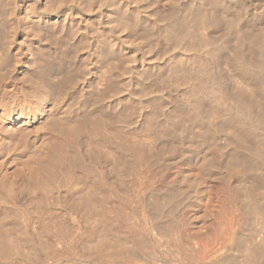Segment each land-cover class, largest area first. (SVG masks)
I'll use <instances>...</instances> for the list:
<instances>
[{
  "label": "rangeland",
  "instance_id": "obj_1",
  "mask_svg": "<svg viewBox=\"0 0 264 264\" xmlns=\"http://www.w3.org/2000/svg\"><path fill=\"white\" fill-rule=\"evenodd\" d=\"M7 1H9V3ZM0 5H1L0 7V36H2L0 37V51H1L0 56L2 58V55L4 53L3 56L5 60L4 61L3 59L0 58L4 62V63L2 62L3 64H0V72H4V73H0V76H1L0 81L4 80L0 82V129H1V133H0L1 134L0 135V179H1L0 180L1 182L0 183V187H1L0 188V215H1L0 225L4 227L2 230L3 232H4V229H6L5 242L6 241H8V243L10 242L9 244L7 242L5 244L6 245L13 244L11 245V248L9 247L10 250L8 249L7 252L6 250H0V254H1L0 264H8L9 262H10L9 264H11V262L12 264H40V263L41 264L43 263L44 264H60V263L61 264H64V263L65 264H77L78 262H80L78 264H166V263L167 264H175V263L176 264L177 263L178 264H213L214 262H216L215 258L216 259L218 258L217 261H221L222 259L225 260V261L223 260L221 261L222 264H224V262L225 264L226 262L229 264L230 263L239 264L238 262H243L244 260L243 258L245 257V255L243 254H245L247 246L249 247V245L250 246L259 245L264 242V239H263L264 238V162H263L264 158H262L264 157V149H262V146L264 148V134H263L264 133V126H263L264 125V61H262V57H264V51H263L264 49V0H213V1L212 0H11V1L10 0H0ZM5 5L6 6L11 5L12 7L9 6L8 8V6L6 7ZM2 7L4 8L2 9ZM9 14L11 18L8 17ZM227 15H229L230 18ZM216 16L218 18H216ZM225 17L229 19H226ZM231 18L233 22L232 21L230 22ZM216 19L220 23L216 22ZM219 19L222 20L223 22L220 21ZM200 20L203 22H201ZM224 20L226 21L227 24L224 23L225 22ZM11 23L12 24L14 23L13 24L14 26ZM241 26H243L246 30L242 28ZM47 28L48 30H46ZM257 28H259V30ZM252 30L253 31L255 30V31L253 32ZM50 32L52 36H50L51 35ZM10 33L11 34L15 33V34L11 35ZM7 34L8 35L10 34L11 36H8ZM45 34L47 35L48 38L46 37ZM5 35H7L6 37H13V39L11 38L12 42H9L10 38H6ZM5 38L8 40V42ZM197 38L207 41L209 43L208 47L206 48L195 47V45H193V41L194 39H197ZM58 42L60 44H58ZM8 43H11L12 45ZM68 44L69 45L71 44V45L69 46ZM220 48H221V51H219ZM242 48L243 49L245 48L244 51ZM60 49H63V50H60ZM37 50L38 51L41 50V51L38 52ZM5 52L6 53L8 52V53L6 54ZM38 53L42 55L44 54L43 56L44 59L42 55L40 58L39 57L40 55H38ZM259 54L261 55V57ZM46 55L48 56V58ZM9 56L11 57V59L9 58ZM55 57L56 59H54ZM64 58L65 59L67 58V59L65 60ZM105 58H108V60ZM36 59H37V62H36ZM198 59H200V61ZM44 60L47 61L49 64H47V62H45ZM196 60H198L199 62ZM252 60H253V63H251ZM38 61L40 62L41 66L46 63L49 67L47 69L48 71H46L49 73H45L44 77L38 74L36 75V73H34L36 72V69H37L36 68L34 71V68L39 67L40 65L38 64ZM42 61L45 63H43ZM201 61L202 63H205V62L207 63L205 64L207 65L209 73L211 74L210 77L212 76L215 79H217L219 81L220 86L223 87L224 91L229 94L227 101L221 102L220 100H218L219 101L218 102L214 98L212 99L211 97H204L203 100L201 101L200 106L198 105L195 106L193 104L192 99H190V93H189L191 85L189 84V82L185 80L181 81L178 77H180V75L184 73L193 72L195 71V69L202 72V70L200 69L201 67H199L198 65ZM249 61L250 63H248ZM194 62L195 64H193ZM6 63H8V65ZM191 64H193V66ZM245 64H250V66L251 64H253V66L251 67H254L255 69L258 68V69L257 70L250 69L248 68L247 65L245 66ZM7 66H8V69H7ZM195 66L197 68L193 70ZM74 70L76 72H74ZM119 71L122 74L119 73ZM29 73H31L32 75ZM209 73L207 74L208 77H209ZM2 75H4V78H2ZM101 75L102 77H100ZM75 77L78 79H75ZM62 78L63 79L66 78V79L63 80ZM45 79L48 81V83L51 82L52 85L57 86L56 87L57 91L55 92V95L54 94L52 96L50 95L51 97L47 95V92H45L44 90H41L42 87L45 86L42 84V82L46 81ZM114 80L116 81L115 83L113 82ZM117 80L119 83L117 82ZM75 82L77 83V85ZM2 86L4 87V89ZM15 87L18 88V92L17 93L15 92L16 95L15 93H10L11 95L5 94L6 92L10 91V89H15ZM60 87L62 88V92L60 90L61 89ZM7 96H9V98ZM135 96L136 97L138 96V97L136 98ZM77 97H78V100H76ZM99 97H100V100H99ZM74 98L76 99L74 100ZM4 99L5 101H3ZM152 100L155 104L152 102ZM134 104L136 106H134ZM99 106L104 107L103 112H108V111L110 112V109L111 111H113L114 109L113 112H117L121 109L119 112H117L119 113V115H120V112H122V114L120 115L121 118L118 120L123 121V122L118 123V124L114 123V125L118 126L120 124L121 126L122 125L124 126H122V128H119L121 126L119 127L116 126L117 128L116 129L114 125L112 124L111 127L109 126L111 128L110 129L107 126L104 128L105 125L104 126L102 125V127L100 128L101 135L98 134L94 136L93 132L90 131L92 135V140L90 141L88 137L87 138L85 137L86 139H84L83 134L86 133L87 131L83 133V130L80 129L81 125H79L81 124V121L78 120L76 117H79L82 114L84 109H91V107L92 108L96 107V108L101 109V107ZM127 106H130L128 107L129 109L130 108L132 109L134 107L132 110L130 109L132 111V115L130 114L131 111L127 108ZM14 107L16 108L13 109ZM62 108L63 110H61ZM138 108H140V110ZM122 110L125 111V113L129 115V116L128 115L126 116L124 114L128 118L127 120L124 118L125 116L122 117L124 113ZM153 110L154 111L156 110L155 112H157L159 116ZM31 112H34V115ZM41 112H43L42 114L44 115L56 114V116L59 115L58 117L60 118L63 117L62 118L63 127L67 131L68 135H70L73 138H78L76 140H79L78 142H81V144L79 143L80 144L79 147L80 149L83 150L82 153L86 154L84 156L85 159L88 161V163L91 161L90 164L96 167V168L94 167L96 174H93L94 176L90 177L92 181L96 179L95 176H99L100 179L102 178V176H104L103 179L105 181L107 180V182H109L108 179L110 180L109 182L110 186L114 187V188L112 187L113 190L111 194L113 193L114 196L111 195L113 196L111 197L112 199L109 198L110 200L108 201V203L106 202L104 205V208L106 209V216H109L111 221L113 220L112 221V223L114 222L113 227L116 229V231L117 230L118 232L120 231L123 234V236H126V235L131 236L130 233H133L132 236L136 234L135 236L139 235L140 237L142 236L143 238L144 244H141V246L137 248L138 250L135 248L137 252L131 253L133 255L130 256L128 254H125L127 255L125 256L124 253L123 254L121 253L122 255L116 254L115 257L114 255L109 256L110 259H108V256H103V257L100 256L98 257V259H95L91 256L89 257L88 254H87L88 257L87 255H83V252L80 251L81 249L83 250L82 240L89 241L94 238H98L97 234L95 235V237H93V235L91 234V231H89L90 228H93L98 223V220L92 217L88 220L89 217L88 215L86 216L87 213L84 214L85 211H82V210L78 211L76 209L75 211L70 205L67 206V210H64V207L63 208L61 207L62 205L61 203L58 202L57 198L59 196L60 191H62V196H64V194L66 193L64 192V189H66L64 185L66 184L68 185L69 183V182L68 183L66 182V175H62L63 177H65V180H62L63 178L62 176H60V178L55 180L56 183L52 184L53 187L51 186L52 187L51 191L48 194V197L51 194L52 195L49 197L50 199L48 201L49 211H47L48 217L46 218V220L48 218L49 219L46 222L50 224V221L52 220L50 224V229L51 227L52 229L54 227L55 228L53 230L51 229L50 233H52L53 231L54 233H52L51 235L49 233L48 234L49 236L45 234L40 235L39 231L37 230L38 228H37L36 222L33 228L30 227L31 231H28L29 232L28 233L25 230V227H23V224L24 226H26L25 224H27L25 220H24L25 223L21 221V227L25 230V232H23V230H19L18 228H11L12 227L11 223L13 222V220L7 221V222H4L2 220L3 219L2 217L6 215L4 214L5 210L7 209V211L10 213L13 210L12 208L15 206V204H18L17 201H19L20 199H22L24 195H26L25 194V192L27 191V190L25 191V189L27 188L25 187L26 183L23 180L20 181V178L22 176H25L28 171V165L26 162L27 156L28 155L30 156V153L32 152V150L33 152L31 154H33L34 151H37L38 148L40 149L43 145V142H42L43 136L39 135L41 133L37 132L38 130L36 128L37 124H39V122H42ZM133 112L135 114H133ZM151 112L153 114L155 113L156 119L158 118L159 120L158 119L156 120L155 117H153L154 115ZM149 116L150 117L152 116L155 120L153 118L149 119L150 118ZM145 120H147L148 122L150 120V123L152 121L151 126H154V127L149 126L150 123L148 124V122ZM119 121H116V122H119ZM155 121L156 122L158 121V122L156 123ZM203 121L205 124L202 123ZM155 125L156 126L158 125L164 128L162 129L158 126L156 127ZM165 125L168 129L165 127ZM148 126L151 131L153 130L155 131L150 132ZM124 127H125V130H124ZM33 128H36L35 131ZM26 129H28V131ZM103 129H106L107 131L105 130L104 132ZM160 129L163 131V134L161 133L162 135L160 134V131H161ZM23 130H26L25 134L27 135V138L28 139L31 138V140L35 142L34 145H35V148H37V150L33 149L34 147L27 148L28 146L26 147V144L24 145V142L22 143L18 139L13 140L14 137L12 133L16 131H23ZM79 130L80 131L82 130L81 131L82 136L80 135ZM240 131L243 132V135H242V137L244 136L243 138H238L236 136V134L240 133ZM50 132L53 135L52 134L48 135V141H49L48 144L50 145L49 148L53 150V148L57 146L56 143L58 142L60 143V140H59V137L56 136L58 135L56 131L54 132L51 130ZM155 132H157L158 135ZM205 132H207V134ZM7 133L8 134L10 133V135H8ZM89 134L90 133H88V135ZM102 134L103 135L106 134L104 138ZM121 134H123L124 136H122ZM179 134L181 135L179 136ZM88 135L86 133V136ZM125 135L127 136V138ZM93 136L94 138H96L97 136L98 137L97 139H94ZM101 136H102V139L100 138ZM110 136L113 138H111ZM119 136L120 138H118ZM173 136H174V139L172 140ZM199 136H201V139ZM106 137H108L109 139ZM190 137L192 138L191 140H190ZM81 138H83L84 140H87V142L85 143V141ZM105 138L108 139L109 142H112L113 144H116V143L121 144V142H124V141L126 142L129 140L127 142V145L132 143L131 141L133 142L137 141L136 143L135 142L132 143L134 145L135 144L137 146L142 145L143 149L141 148V146L140 147L138 146L137 148L138 151L140 149L142 150V151L140 150L142 153V156H141V153L137 151L140 154V158L138 157L139 155H137L136 154L137 152H136L135 158H133L131 162L129 163L131 165L130 166L127 165L130 168H132L133 166L134 167L132 168L133 171L131 170L133 173L130 172V176L129 174H128V177H126L127 175L125 176L126 180L124 177L121 178V175L124 173V172L122 173L123 170L118 171L115 167H112V165L109 163V160L111 162L113 158L115 157V154L113 155L114 151L111 148L108 149L110 144L112 143H108V140H106ZM195 138L196 140H193ZM93 139L96 140L97 144L94 142ZM145 140L147 142L148 141L150 142V143L148 142L149 145ZM170 140L173 144L170 142ZM195 141L197 144H195ZM88 142H91L92 144ZM125 142L122 143L123 146H125L126 144ZM141 142L143 143L141 144ZM191 142L194 143L195 145L194 144L192 145ZM93 144L96 147H94ZM255 144L258 146H256ZM196 145H198V147ZM101 146L103 147L101 148ZM165 146L167 149L165 148ZM145 149L146 151H143ZM151 149L157 152L156 153L154 151L156 155L154 154L153 151H151ZM109 150H112V152H110ZM104 152L106 153L104 154ZM149 153L150 154L152 153V154L150 155ZM29 156H28V163H29V158L32 155L30 157ZM88 156L90 159L88 158ZM150 157H153V160H151L152 158ZM94 158L97 160H95ZM134 159H136L137 161L136 160L134 161ZM158 160H159V163H157ZM163 160L164 162L166 160V162L164 163ZM237 161L242 162V164H245L243 165L244 167L243 166L234 167L233 162H237ZM151 162H153V164ZM228 163L230 164V166ZM140 164L142 167L140 166ZM123 167L124 166L122 164V169ZM137 168L140 170H138ZM240 168L242 169L240 170ZM23 169L25 171H23L22 173ZM134 169L135 171L136 169L138 171H142L140 172L141 174L138 171H136L137 174H134L135 173ZM97 171L99 172L98 174L100 175L97 174ZM116 172L117 174H115ZM20 174L22 175L20 176ZM236 175H237V178H236ZM112 178H114L113 179L114 181L115 179H117V181H119L120 183L119 182L117 183V181L114 182L113 180H111ZM134 178L136 179V181L134 180ZM17 179L20 182V184L17 181ZM60 180H62L61 181L62 183L60 182ZM10 181L13 182L14 184L11 183ZM78 181L79 179L78 180L76 179V181H73L71 183L72 184L71 187H73L74 191L78 189L80 190L84 186L83 183L78 182ZM237 183L238 184L240 183V184L236 185ZM7 184L14 185L13 187L15 189L12 190L13 193L11 192L9 194L11 196L8 195V191H7L8 185ZM124 184H127V185H124ZM129 184L130 185L132 184V185L130 186ZM38 186H41L40 183L39 185L37 184V187L33 190V192L32 191L30 192L31 196L35 193H38V190L40 189L42 190V187L39 188ZM246 186L250 191L252 192L255 191L256 193L257 192L258 193L256 194L254 192L255 196H257L256 197L257 203L255 205L254 210H252V213L244 214L245 211L243 210L244 209L243 199L241 198L242 197L241 193L240 194L238 193L240 192L238 190H240L241 187H246ZM61 187L63 190L60 189ZM53 188H54V191H53ZM114 189L116 191H114ZM41 190L39 192H42ZM117 191L118 193H114ZM171 191H175L176 193H178L177 194L178 196H172ZM164 192L166 195L164 194ZM16 193H18L19 195L18 194L16 195ZM176 193L174 195H176ZM125 194L127 195L128 198H125L126 196ZM184 194L186 195L184 196ZM119 195H122L124 198ZM235 195L238 197H235ZM65 196H68L67 193L65 194ZM167 196L171 198L173 197L172 200L175 199L174 197H177V198L179 197L178 200H180L182 196V198H184L182 199L183 201L181 200L183 203L177 204L176 202L178 200L175 199L176 200L175 202L176 205H175V203L171 201V199H169ZM52 197H55V198H52ZM150 197H152L153 199ZM3 198H5L6 200ZM116 198H118L119 201H121L122 199L121 202H123L124 199H125L124 201L128 200L127 201L128 204H126L127 202H124V204H122ZM163 198L165 199L164 203H163L164 200L163 201L160 200ZM52 199L54 201L56 199V201L54 202ZM9 200L10 201L13 200L12 201L13 206L11 205L12 202H10ZM156 200L157 201L159 200L158 203ZM145 201L146 203H144ZM167 201L168 202L171 201L170 202L171 204L168 203ZM50 202L53 204H56V202L58 203L56 205H53ZM154 202L158 206H160L161 214L154 213V207H152L153 206L152 204ZM172 202L174 203L176 207L172 205L173 204ZM117 203L118 204L121 203L123 205V206H121V204L119 205L121 208H123L126 204L128 207L125 206V208L127 207L128 210L132 209V212L130 210L129 212H126L127 209L123 208L121 209L123 212L122 213L121 210L117 208V210L115 209L116 211H118L116 213V211L114 210V205L116 204L115 205V208H116L118 206ZM132 203L133 204L135 203V204L133 205ZM185 203L186 204L188 203L187 204L188 206L185 205ZM34 205H35L34 207L27 206L25 209L28 212H31L30 215H33L34 217L38 215L37 216L38 218L40 215L43 214L40 211L41 206L39 204H34ZM167 205L170 207L168 208ZM30 207H32V209ZM123 210H125V213H128L129 215L127 214L125 215ZM119 212L122 213L121 215L123 214L125 215L124 218L122 217L123 219L119 218L120 216V214H118ZM130 213L132 214L134 213V214L130 216ZM156 214L159 215V218H157V220L155 217H152V216H156ZM59 215H60V218H59ZM61 216H62V219H61ZM126 216H128V218H126ZM56 217H58V219ZM22 218L24 219V217H21V220ZM55 219L57 221L60 220L59 221L60 226H59V223ZM63 219L65 220L66 224ZM74 219L77 221H74ZM61 220H62V224H61ZM154 222L156 223V225H154L155 224ZM128 223L131 225H133V223L134 224L136 223L137 226L135 225L130 226L128 225ZM6 225H7V228H5ZM62 225L64 228H66V226L69 227V229L72 228L71 231L68 230V228L63 229ZM124 225L125 227H127L130 233L124 227ZM7 229H9V231ZM11 229L12 231H10ZM61 230H63V232L67 231L66 232L67 236L64 238V246L65 245L66 246H65V249L63 250V253H61L63 254L61 262L55 263L51 259L50 255H47V253L53 254L52 252H50L51 246L56 247L55 245H57L56 237L54 234ZM72 230H73V233H71ZM19 231H20V234H19ZM87 231L88 233H86ZM126 232L128 233L126 234ZM232 232L234 235H231ZM249 233H253L254 237L252 239L250 238L243 239V237L249 236L248 235ZM8 234L10 237L8 236ZM15 234L16 235L18 234V237ZM69 234H71L70 237H69ZM90 234H91V238L89 237ZM235 234H236V238H235ZM53 236H54V239H53ZM84 236H85V239H83ZM87 236H88V239H87ZM230 236H232L231 237L232 240L235 239L234 240L235 242L234 241L233 242L236 245L238 244V240H239V244L242 242L241 245H237V246L235 245L233 247L234 245L232 244L233 242L230 243L232 241L230 239ZM8 237L10 240L8 239ZM38 238L40 239V241ZM77 238L79 239V241L77 240ZM51 239L53 240V242L51 241ZM0 243H2L1 237H0ZM16 243L18 246L16 245ZM53 243L54 245H52ZM35 244L38 247L40 246L39 247L40 249L36 247ZM49 244H51L50 250L47 253H44L43 255H41L43 252H46L43 246L49 245ZM79 244L80 245L82 244V245L80 246ZM228 244H229V248L231 247L230 249H228ZM224 245L225 247L226 246L227 247L225 248ZM21 247L24 249H22ZM0 248H1V244H0ZM30 249L32 251H30ZM243 250L244 252H242ZM1 251L6 252V254L4 252H3L4 254H2ZM9 252H11V254ZM38 252H40L41 254ZM19 255L20 257H18ZM38 255L40 257H38ZM36 256H37V259L39 260L36 259ZM135 257H137L138 260ZM44 258L45 259L48 258L47 260L49 261V263L47 260L46 262ZM40 259L41 260L43 259L45 262L42 260L43 261L42 263ZM236 261L238 262L236 263ZM221 262H219V264Z\"/></svg>",
  "mask_w": 264,
  "mask_h": 264
},
{
  "label": "bare ground",
  "instance_id": "obj_2",
  "mask_svg": "<svg viewBox=\"0 0 264 264\" xmlns=\"http://www.w3.org/2000/svg\"><path fill=\"white\" fill-rule=\"evenodd\" d=\"M11 1V0H10ZM213 1V0H212ZM8 3H9V1H7ZM220 2V1H219ZM6 3V2H5ZM4 3V4H5ZM216 3H217V1H216ZM221 3V2H220ZM11 4V3H10ZM6 6V5H5ZM8 6V5H7ZM6 6V7H7ZM9 6H11V5H9ZM9 6H8V8H9ZM0 7H1V5H0ZM12 7V6H11ZM4 7H2V9H3ZM5 10H7V9H5ZM5 10H3V11H5ZM233 10V9H232ZM11 12V11H10ZM8 13V12H7ZM235 13H236V11H235ZM233 14H234V12H233ZM3 15V14H2ZM219 15H221V14H219ZM194 16V15H193ZM218 16V15H217ZM216 16V18H218ZM227 16H229V15H227ZM235 16H236V14H235ZM235 16H233V17H235ZM8 17H10V14H9V16ZM232 17V16H231ZM241 17V16H240ZM11 18V17H10ZM191 18V17H190ZM221 18V17H220ZM226 18V17H225ZM229 18H230V16H229ZM229 18H226V19H229ZM242 18V17H241ZM241 18H240V20H241ZM139 19V18H138ZM184 19V18H183ZM189 19V18H188ZM224 19V18H223ZM236 19V18H235ZM238 19V18H237ZM13 20V19H12ZM191 20V19H190ZM199 20V19H198ZM220 20V19H219ZM233 20H234V18H233ZM239 20V19H238ZM141 21V20H140ZM183 21V20H182ZM195 21V20H194ZM201 21V20H200ZM220 21H222V20H220ZM225 21V20H224ZM232 21V18L230 19V22ZM237 21V20H236ZM235 21V22H236ZM248 21V20H247ZM9 22H11V21H9ZM192 22V21H191ZM201 22H203V21H201ZM208 22V21H207ZM216 22H218L217 21V19H216ZM223 22V21H222ZM229 22V23H230ZM233 22V21H232ZM238 22V21H237ZM240 22V21H239ZM187 23V22H186ZM218 23H220V22H218ZM217 23V24H218ZM224 23H226V21L224 22ZM244 23V22H243ZM247 23V22H246ZM9 24V23H8ZM12 24V23H11ZM14 24V23H13ZM12 24V25H13ZM177 24V23H176ZM181 24V23H180ZM196 24V23H195ZM227 24V23H226ZM56 25V24H55ZM54 25V26H55ZM200 25V24H199ZM229 25V24H228ZM256 25V24H255ZM14 26V25H13ZM195 26V25H194ZM231 26V25H230ZM246 26V25H245ZM250 26H252V25H250ZM62 27H63V25H62ZM187 27V26H186ZM216 27V26H215ZM217 27H219V26H217ZM226 27V26H225ZM224 27V28H225ZM242 28H244L243 26H241ZM259 27V26H258ZM59 28V27H58ZM229 28V27H228ZM235 28V27H234ZM247 28V27H246ZM260 28V27H259ZM259 28H257L258 30H259ZM9 29V28H8ZM12 29V28H11ZM15 29H16V27H15ZM43 29V28H42ZM62 29V28H61ZM189 29V28H188ZM219 29V28H218ZM231 29V28H230ZM245 29V28H244ZM251 29V28H250ZM6 30V29H5ZM10 30V29H9ZM13 30H14V28H13ZM13 30H12V32H13ZM41 30V29H40ZM46 30H48V28L46 29ZM221 30V29H220ZM226 30V29H225ZM233 30H235V29H233ZM246 30V29H245ZM8 31V30H7ZM6 31V32H7ZM61 31V30H60ZM180 31V30H179ZM244 31V30H243ZM253 31V30H252ZM255 31V30H254ZM253 31V32H254ZM5 32V33H6ZM14 32H15V30H14ZM48 32V31H47ZM63 32V31H62ZM61 32V33H62ZM241 32V31H240ZM5 33H3V34H5ZM239 33V32H238ZM258 33V32H257ZM11 34V33H10ZM8 35V36H11V35H13V34H15V33H12L11 35ZM49 34V33H48ZM50 34H51V32H50ZM185 34V33H184ZM244 34V33H243ZM246 34H248V33H246ZM253 34V33H252ZM7 35H5V37L7 36ZM46 35V34H45ZM250 35V34H249ZM256 35V34H255ZM260 35V34H259ZM50 36H52V34L50 35ZM245 36V35H244ZM0 37H2V36H0ZM15 37V36H14ZM46 37H47V35H46ZM54 37V36H53ZM52 37V38H53ZM68 37V36H67ZM67 37H65V38H67ZM185 37V36H184ZM186 37H187V35H186ZM191 37V36H190ZM196 37V36H195ZM239 37V36H238ZM248 37V36H247ZM6 38H10L9 40V42H12L11 41V38L13 39V37H6ZM5 38V39H6ZM48 38V37H47ZM50 38V37H49ZM51 38V39H52ZM63 38V37H62ZM258 38V37H257ZM260 38H261V36H260ZM259 38V39H260ZM192 39V38H191ZM232 39V38H231ZM237 39V38H236ZM241 39V38H240ZM7 40V39H6ZM46 40H48V39H46ZM61 40V39H60ZM188 40V39H187ZM186 40V41H187ZM251 40V39H250ZM15 41V40H14ZM50 41V40H49ZM48 41V42H49ZM52 41V40H51ZM63 41V40H62ZM69 41V40H68ZM185 41V42H186ZM234 41V40H233ZM243 41V40H242ZM263 41V40H262ZM7 42H8V40H7ZM70 42V41H69ZM103 42V41H102ZM192 42V41H191ZM226 42V41H225ZM247 42V41H246ZM249 42V41H248ZM253 42V41H252ZM53 43H54V41H53ZM68 43V42H67ZM106 43V42H105ZM110 43V42H109ZM222 43V42H221ZM233 43V42H232ZM8 44H11V43H8ZM52 44V43H51ZM58 44H60L59 42H58ZM72 44V43H71ZM70 44V45H71ZM101 44H103V43H101ZM100 44V45H101ZM245 44V43H244ZM248 44V43H247ZM251 44V43H250ZM2 45V44H1ZM12 45V44H11ZM53 45V44H52ZM55 45V44H54ZM57 45V44H56ZM62 45V44H61ZM69 45V44H68ZM69 45V46H70ZM76 45V44H75ZM106 45V44H105ZM193 45H195V47H201V48H206V47H208V45H209V43L207 42V41H205V40H202V39H194V41H193ZM235 45V44H234ZM252 45V44H251ZM263 45V44H262ZM6 46V45H5ZM67 46V45H66ZM65 46V47H66ZM242 46V45H241ZM56 47V46H55ZM100 47V46H99ZM103 47V46H102ZM101 47V48H102ZM231 47V46H230ZM244 47H246V46H244ZM259 47V46H258ZM262 47V46H261ZM5 48V47H4ZM7 48H8V46H7ZM43 48V47H42ZM62 48V47H61ZM75 48V47H74ZM180 48V47H179ZM249 48V47H248ZM255 48H257V47H255ZM41 49V48H40ZM66 49V48H65ZM156 49V48H155ZM243 49V48H242ZM245 49V48H244ZM244 49H243V51H244ZM247 49V48H246ZM262 49V48H261ZM7 50V49H6ZM42 50V49H41ZM40 50V51H41ZM58 50V49H57ZM57 50H55V51H57ZM60 50H63V49H60ZM204 50V49H203ZM252 50H254V49H252ZM5 51V50H4ZM3 51V52H4ZM36 51V50H35ZM38 51V50H37ZM40 51H38V52H40ZM110 51V50H109ZM194 51V50H193ZM198 51V50H197ZM219 51H221V48H220V50ZM242 51V52H243ZM246 51H248V50H246ZM245 51V52H246ZM251 51V50H250ZM263 51H264V49H263ZM1 52V51H0ZM53 52V51H52ZM209 52H211V51H209ZM209 52H207V53H209ZM215 52V51H214ZM223 52V51H222ZM6 53V52H5ZM8 53V52H7ZM6 53V54H7ZM41 53H43V52H41ZM189 53V52H188ZM211 53H213V52H211ZM12 54V53H11ZM36 54H37V52H36ZM48 54V53H47ZM245 54V53H244ZM248 54V53H247ZM251 54V53H250ZM3 55H4V53H3ZM2 55V58H1V56H0V58L1 59H3L4 60V56ZM38 55H40L39 57L41 58V55L42 54H39L38 53ZM53 55V54H52ZM59 55H60V53H59ZM63 55V54H62ZM260 55V54H259ZM15 56H17V55H15ZM44 56V54L42 55V57ZM47 56V55H46ZM51 56V55H50ZM71 56V55H70ZM70 56H69V58H70ZM111 56V55H110ZM109 56V57H110ZM205 56H207V55H205ZM54 57V56H53ZM66 57V56H65ZM106 57H108V56H106ZM217 57V56H216ZM260 57H261V55H260ZM7 58V57H6ZM9 58L11 59V57L9 56ZM34 58V57H33ZM47 58H48V56H47ZM73 58V57H72ZM210 58V57H209ZM0 59V64H3L4 62H3V60H1ZM14 59H15V57H14ZM43 59H44V57H43ZM45 59H46V57H45ZM54 59H56V57L54 58ZM65 59V58H64ZM67 59V58H66ZM65 59V60H66ZM105 59H107L108 60V58H105ZM225 59V58H224ZM42 60V59H41ZM199 61H200V59H198ZM198 60H196V61H198ZM217 60V59H216ZM238 60V59H237ZM259 60V59H258ZM5 61V60H4ZM13 61V60H12ZM11 61V62H12ZM35 61V60H34ZM45 61V60H44ZM64 61V60H63ZM198 61V62H199ZM262 61H264V57H262ZM3 62V63H2ZM7 62H8V60H7ZM14 62H16V61H14ZM36 62H37V59H36ZM43 62V61H42ZM45 62H47V61H45ZM45 62H43V63H45ZM57 62H58V60H57ZM243 62H245V61H243ZM10 63V62H9ZM42 63V64H43ZM206 63V62H205ZM205 63H202V61L198 64L199 65V67H201L200 69L202 70V72L201 71H199V70H196L195 68H197L196 66L193 68V70L195 69V71H193V72H188V73H184V74H182V75H180V77H178L181 81H187V82H189V84L191 85V87H190V90H189V93H190V99H192V102H193V104L196 106V105H198V106H200V104H201V101L203 100V98L204 97H211L212 99L214 98L216 101H218V100H220L221 102H224V101H227V98L229 97V94L228 93H226L225 91H224V89H223V87H221L220 86V84H219V81L217 80V79H215L214 77H210V73H209V70H208V68H207V63L205 64ZM241 63V62H240ZM248 63H250V61L248 62ZM251 63H253V60H252V62ZM7 65H8V63H6ZM5 64V65H6ZM13 64H15V63H13ZM38 64H40V62L38 61ZM47 64H49L48 62H47ZM46 63L45 64H43L42 66H41V64L39 65V67H35L34 68V71H35V69H36V72H34V73H36V75L38 74V75H40V76H43L44 77V75H45V73H49V72H46V71H48L47 69L49 68L48 67V65H47ZM109 64V63H108ZM193 64H195V62L193 63ZM193 64H191L192 66H193ZM260 64V63H259ZM263 64V63H262ZM10 65V64H9ZM74 65V64H73ZM116 65V64H115ZM248 66V68H250V69H255L254 67H251V66H253V64H251V66H250V64H245V66ZM11 66V65H10ZM10 66H9V68H10ZM70 66V65H69ZM110 66V65H109ZM187 66V65H186ZM185 66V67H186ZM191 66V67H192ZM233 66V65H232ZM5 67V66H4ZM113 67V66H112ZM116 67V66H115ZM211 67V66H210ZM260 67V66H259ZM76 68H78V67H76ZM212 68V67H211ZM262 68H263V66H262ZM2 69V68H1ZM7 69H8V66H7ZM109 69V68H108ZM117 69V68H116ZM258 69V68H257ZM257 69H255V70H257ZM118 70V69H117ZM117 70H115V71H117ZM207 70H208V72H207ZM219 70V69H218ZM7 71V70H6ZM9 71V70H8ZM72 71V70H71ZM32 72V71H31ZM74 72H76L75 70H74ZM104 72V71H103ZM0 73H4V72H0ZM33 73V72H32ZM33 73V74H34ZM115 73V72H114ZM119 73H121L120 71H119ZM206 73V74H205ZM209 73V77H208V74ZM6 74V73H5ZM29 74H31V73H29ZM76 74V73H75ZM122 74V73H121ZM32 75V74H31ZM47 75V74H46ZM73 75V74H72ZM49 76V75H48ZM113 76V75H112ZM123 76V75H122ZM207 76V77H206ZM1 77V76H0ZM7 77V76H6ZM64 77V76H63ZM66 77H68V76H66ZM74 77V76H73ZM100 77H102V75L100 76ZM107 77V76H106ZM263 77V76H262ZM261 77V78H262ZM2 78H4V75H2ZM31 78V77H30ZM29 78V79H30ZM40 78V77H39ZM38 78V79H39ZM71 78V77H70ZM113 78V77H112ZM124 78V77H123ZM260 78V79H261ZM8 79V78H7ZM42 79V78H41ZM44 79V78H43ZM63 79V78H62ZM64 79H66V78H64ZM63 79V80H64ZM75 79H78V78H76L75 77ZM105 79V78H104ZM121 79V78H120ZM229 79V78H228ZM40 80V79H39ZM46 80V79H45ZM126 80H128V79H126ZM236 80V79H235ZM2 81H4V80H2ZM2 81H0V82H2ZM30 81V80H29ZM47 81V80H46ZM42 82V84L43 85H45L44 87H42V89L41 90H44L45 92H47V95L49 96V97H51L53 94L55 95V92L57 91L56 90V87L57 86H55V85H52L51 84V82L50 83H48V81L47 82ZM55 81V80H54ZM71 81V80H70ZM76 81H78V80H76ZM262 81V80H261ZM59 82V81H58ZM73 82H74V80H73ZM114 83L116 82L115 80L113 81ZM112 82V83H113ZM117 82H118V80H117ZM130 82V81H129ZM186 82V83H187ZM60 83V82H59ZM76 83V82H75ZM119 83V82H118ZM70 84V83H69ZM68 84V85H69ZM71 84H73V83H71ZM109 84V83H108ZM189 84H188V86H189ZM231 84V83H230ZM76 85H77V83H76ZM75 85V86H76ZM113 85V84H112ZM120 85V84H119ZM178 85V84H177ZM222 85V84H221ZM22 86V85H21ZM239 86V85H238ZM3 87V86H2ZM26 87V86H25ZM37 87V86H36ZM62 87V86H61ZM60 87V88H61ZM68 87V86H67ZM73 87V86H72ZM71 87V88H72ZM111 87V86H110ZM120 87V86H119ZM181 87V86H180ZM185 87V86H184ZM183 87V88H184ZM227 87V86H226ZM34 88V87H33ZM81 88V87H80ZM186 88V87H185ZM249 88V87H248ZM3 89H4V87H3ZM6 89V88H5ZM10 89V88H9ZM70 89V88H69ZM73 89V88H72ZM71 89V90H72ZM103 89V88H102ZM125 89H126V87H125ZM189 89V88H188ZM8 90V89H7ZM21 90V89H20ZM29 90V89H28ZM34 90V89H33ZM40 90V91H41ZM61 90V92H62V88L60 89ZM59 90V91H60ZM70 90V91H71ZM244 90V89H243ZM23 91V90H22ZM115 91V90H114ZM118 91V90H117ZM122 91V90H121ZM9 92V93H8ZM8 92H6L5 94L6 95H9L10 93H17L18 92V88L17 87H15V89H10V91H8ZM36 92V91H35ZM34 92V93H35ZM64 92V91H63ZM77 92V91H76ZM79 92V91H78ZM16 93H15V95H16ZM23 93V92H22ZM25 93V92H24ZM33 93V92H32ZM37 93V92H36ZM65 93V92H64ZM63 93V94H64ZM80 93H81V91H80ZM101 93H103V92H101ZM122 93V92H121ZM125 93V92H124ZM4 94V93H3ZM4 94V95H5ZM19 94V93H18ZM40 94V93H39ZM59 94H60V92H59ZM72 94H74V93H72ZM109 94H111V93H109ZM11 95V94H10ZM51 95V96H50ZM57 95V94H56ZM71 95V94H70ZM107 95H108V93H107ZM131 95V94H130ZM136 95V94H135ZM45 96V95H44ZM79 96V95H78ZM100 96H102V95H100ZM8 98H9V96H7ZM15 97V96H14ZM30 97V96H29ZM83 97V96H82ZM108 97V96H107ZM112 97V96H111ZM119 97V96H118ZM136 97V96H135ZM138 97V96H137ZM136 97V98H137ZM34 98V97H33ZM38 98H39V96H38ZM46 98V97H45ZM122 98V97H121ZM41 99V98H40ZM57 99H58V97H57ZM60 99V98H59ZM64 99V98H63ZM76 98H74V100H75ZM83 99V98H82ZM9 100V99H8ZM22 100V99H21ZM39 100V99H38ZM44 100V99H43ZM61 100V99H60ZM76 100H78V97H77V99ZM99 100H100V97H99ZM106 100V99H105ZM131 100V99H130ZM135 100V99H134ZM3 101H5V99L3 100ZM7 101V100H6ZM15 101V100H14ZM13 101V102H14ZM54 101H55V99H54ZM87 101V100H86ZM133 101V100H132ZM80 102V101H79ZM101 102V101H100ZM121 102V101H120ZM152 102H153V100H152ZM219 102V101H218ZM254 102V101H253ZM5 103V102H4ZM58 103V102H57ZM62 103H63V101H62ZM90 103H91V101H90ZM90 103H88V104H90ZM154 103V102H153ZM160 103V102H159ZM238 103V102H237ZM69 104V103H68ZM92 104H93V102H92ZM91 104V105H92ZM99 104V103H98ZM139 104V103H138ZM155 104V103H154ZM16 105V104H15ZM39 105H41V104H39ZM57 105V104H56ZM95 105V104H94ZM102 105V104H101ZM158 105V104H157ZM5 106V105H4ZM61 106V105H60ZM68 106V105H67ZM73 106V105H72ZM90 106V105H89ZM134 106H136L135 104H134ZM142 106V105H141ZM154 106V105H153ZM188 106V105H187ZM230 106V105H229ZM30 107V106H29ZM99 107H101V106H99ZM128 107H130V106H127V108ZM133 107V106H132ZM155 107V106H154ZM153 107V108H154ZM161 107V106H160ZM248 107V106H247ZM16 107H14L13 109H15ZM43 108V107H42ZM87 108V107H86ZM103 108V109H102ZM106 108V107H105ZM126 108V107H125ZM134 108V107H133ZM132 108V109H133ZM140 108H142V107H140ZM140 108H138L139 110H140ZM159 108V107H158ZM254 108V107H253ZM31 109V108H30ZM39 109V108H38ZM102 109V110H101ZM101 109L100 108H96V107H94V108H92L91 107V109H84L83 110V112H82V114L79 116V117H76L78 120H80L81 121V124H79V125H81L80 126V129H82L83 130V133L84 132H86L87 133V135H88V133H90L88 136H86V133H84L83 135H84V139H86L87 137H88V139H90V141L92 140V135H91V132L90 131H92L93 132V135L94 136H96V135H101L100 134V128L102 127V125L104 126V128L107 126V127H111L112 126V124L114 125V123H122L123 121H119L118 119H120L121 118V114H122V112H120V115H119V113H117V112H119V111H117L116 109V111L117 112H113L114 111V109H113V111H111V109H110V112L108 111V112H103V110H104V107H101ZM129 109V108H128ZM127 109V110H128ZM131 109V108H130ZM129 109V110H130ZM131 109V110H132ZM152 109V108H151ZM188 109V108H187ZM10 110V109H9ZM56 110V109H55ZM61 110H63V108L61 109ZM69 110V109H68ZM130 110V111H131ZM15 111V110H14ZM37 111V110H36ZM123 111V110H122ZM129 111V112H130ZM135 111V110H134ZM138 111V110H137ZM142 111V110H141ZM154 111V110H153ZM156 111V110H155ZM154 111V112H155ZM40 112V111H39ZM44 112V111H43ZM43 112H41V120H42V122H39V124H37V127H36V125H35V127L37 128V132H39V133H41V134H39V135H42L43 136V145H42V147L39 149L38 148V150H37V148H35V145H34V143L35 142H33V140H31V138L30 139H28L27 138V135L25 134V132H26V130L28 131V129H26V130H23V131H16V132H14V133H12V135H13V137H14V139L13 140H15V139H18L19 141H21L22 143L24 142V145L26 144V147L27 148H32V147H34L33 149H36L37 151H34V153L33 154H31L32 152H33V150H32V152L30 153V158H29V163H28V156H27V165H28V171H27V173H26V175L25 176H22L21 178H20V181L21 180H23L25 183H26V185H25V187H27L26 189H25V191L27 192H25V194L26 195H24L23 197H22V199H20L19 200V198H18V200L19 201H17L18 202V204H15V206L12 208L13 210L9 213L8 211H7V209L5 210V212H4V214H6V215H4V217H2L3 219V221L4 222H7V221H11V220H13V222L11 223V225H12V227L11 228H18L19 230H23V232H25V230L28 232V231H31V228L30 227H34V225H35V222L37 223V230L39 231V234L40 235H48L49 233H50V230L52 229V227H51V229H50V224H51V221H50V224H48L46 221L49 219H47L46 220V218L48 217L47 216V211H49L48 210V205H49V197L52 195H50L49 197H48V194L50 193V191H51V188L53 187L52 186V184H54V183H56L55 182V180H57L58 178H60V176H62V175H66V182L68 183V185L66 184V185H64V187L66 188V189H64V192H66L67 193V195L68 196H65V194H64V196H62V191H60L59 192V196H58V202L59 203H61V207L63 208L64 207V210H67V206H71L72 208H73V210H78V211H80V210H82V211H85L84 212V214L85 213H87L86 214V216L88 215V220L92 217V218H96L97 220H98V223L93 227V228H90L89 229V231H91V234L93 235V237H95V235L97 234L98 236V238H94V239H92V240H87V241H85V240H82L83 241V250L81 249H79L80 251H82L83 252V255H89V257L91 256V257H93V258H95V259H98V257H100V256H108V259H110L109 258V256H113L114 255V257H115V255L116 254H123L124 253V255L125 254H128V255H133V254H131V253H134V252H137V248L138 247H140L141 246V244H144L143 243V238H142V236L140 237L139 235H137V236H135V235H133L132 236V234L133 233H130L129 232V230L127 229V227H125V225H124V227L128 230V232L131 234V236H127L126 234L128 233V232H126V236H123V234L120 232H118V230L116 231V229L113 227L114 225H113V223H112V221H111V219H110V217L109 216H106V209L104 208V205H105V203L107 202L108 203V201L110 200V199H112L111 197H113L114 195H113V193L111 194V192H112V190H113V186H110V184H109V182H110V180L108 179V181L109 182H107V180L105 181L104 179H103V177L104 176H102V180H104V181H102L100 178H99V176H95V180H91L90 179V177L92 176H94L93 174H96L95 172V169H94V167L95 166H93L92 164H90V162L88 163V161L85 159V155L86 154H84V153H82V149H80V147H79V145L81 144V142H78L79 140H76V139H78V138H73V137H71L70 135H68V133H67V131L65 130V128L63 127V121H62V118H60V117H58V116H56V114H54V115H50V114H46V115H44V114H42ZM57 112V111H56ZM64 112V111H63ZM124 113H123V115H122V117L123 116H127L128 114H126L125 113V111H123ZM127 112V111H126ZM175 112V111H174ZM207 112V111H206ZM250 112V111H249ZM7 113V112H6ZM33 115H34V112H31ZM47 113V112H46ZM53 113V112H52ZM128 113V112H127ZM143 113V112H142ZM141 113V114H142ZM152 113V112H151ZM155 113H157V112H155ZM155 113L153 114L154 116L153 117H155L156 115H155ZM218 113V112H217ZM5 114V113H4ZM11 114V113H10ZM74 114V113H73ZM125 114V115H124ZM131 115H132V111H131V113H130ZM133 114H135L134 112H133ZM138 114V113H137ZM140 114V113H139ZM150 114V113H149ZM151 114V115H152ZM158 114V113H157ZM78 115V114H77ZM181 115V114H180ZM201 115H203V114H201ZM218 115V114H217ZM4 116V115H3ZM40 116V115H39ZM74 116V115H73ZM124 117L126 120L128 119L127 117ZM129 116V115H128ZM134 116V115H133ZM158 116H159V114H158ZM157 116V117H158ZM179 116V115H178ZM34 117V116H33ZM36 117V116H35ZM150 117V116H149ZM152 116L149 118V119H151V118H153ZM186 117V116H185ZM201 117V116H200ZM75 118V117H74ZM123 118V119H124ZM179 118V117H178ZM182 118V117H181ZM196 118V117H195ZM203 118V117H202ZM201 118V119H202ZM37 119V118H36ZM65 119H66V117H65ZM154 119V118H153ZM155 119H156V117H155ZM154 119V120H155ZM158 119V118H157ZM156 119V120H157ZM166 119V118H165ZM172 119V118H171ZM205 119V118H204ZM210 119H211V117H210ZM209 119V120H210ZM237 119V118H236ZM262 119V118H261ZM77 120V121H78ZM125 120V121H126ZM148 120V119H147ZM147 120H145V121H147ZM159 120V119H158ZM161 120V119H160ZM177 120V119H176ZM220 120V119H219ZM39 121V120H38ZM116 121H119V122H116ZM125 121H124V123H125ZM129 121V120H128ZM144 121V122H145ZM205 121V120H204ZM204 121L202 122V123H204ZM66 122H68V121H66ZM141 122V121H140ZM148 122V121H147ZM146 122V123H147ZM156 122V121H155ZM158 122V121H157ZM156 122V123H157ZM229 122V121H228ZM70 123V122H69ZM74 123H76V122H74ZM73 123V124H74ZM137 123V122H136ZM150 123V120H149V122H148V124ZM151 123H152V121H151ZM150 123V125L149 126H151L152 124ZM155 123V124H156ZM163 123V122H162ZM236 123V122H235ZM68 124V123H67ZM145 124V123H144ZM186 124V123H185ZM205 124V123H204ZM209 124V123H208ZM218 124V123H217ZM232 124V123H231ZM263 124V123H262ZM70 125V124H69ZM78 125V126H79ZM160 125V124H159ZM192 125V124H191ZM34 126V125H33ZM32 126V127H33ZM117 126V125H116ZM116 126L114 125V127L116 128ZM119 126H121L120 124L117 126V127H119ZM122 126H124V125H122ZM122 126L121 127H119V128H122ZM142 126V125H141ZM149 126H148V128H149ZM156 126V125H155ZM158 126V125H157ZM156 126V127H157ZM161 126H163V125H161ZM174 126H176V125H174ZM193 126V125H192ZM211 126V125H210ZM216 126V125H215ZM241 126H243V125H241ZM264 126V125H263ZM4 127V126H3ZM109 127V128H110ZM114 127H113V129H114ZM126 127V126H125ZM125 127H124V130H125ZM145 127V126H144ZM147 127V126H146ZM151 127H154V126H151ZM158 127H160V126H158ZM165 127H166V125H165ZM169 127V126H168ZM219 127V126H218ZM36 128H33L34 129V131H35V129ZM128 128V127H127ZM131 128V127H130ZM134 128V127H133ZM147 128V129H148ZM160 128H164V127H160ZM167 128V127H166ZM69 129V128H68ZM71 129V128H70ZM76 129V128H75ZM78 129V128H77ZM108 129V128H107ZM111 129V128H110ZM117 129V128H116ZM115 129V130H116ZM146 129V130H147ZM159 129V128H158ZM168 129V128H167ZM174 129V128H173ZM223 129V128H222ZM30 130V129H29ZM56 131L57 132V134L58 135H56V136H58L59 137V140H60V143H59V145H58V143H56V147H54L53 148V150L51 149V148H49V144H48V135L49 134H52L50 131ZM81 130V131H82ZM104 130V132H105V130L106 129H103ZM114 130V131H115ZM120 130V129H119ZM118 130V131H119ZM149 130H150V128H149ZM152 130H153V128H152ZM161 130V129H160ZM165 130V129H164ZM181 130V129H180ZM185 130V129H184ZM209 130V129H208ZM228 130V129H227ZM31 131H32V129H31ZM33 131V132H34ZM81 131L79 130V132H80V135H81ZM107 131V130H106ZM109 131V130H108ZM117 131V132H118ZM121 131V130H120ZM127 131V130H126ZM135 131V130H134ZM153 131H155V130H153ZM153 131H151L150 130V132H153ZM167 131V130H166ZM203 131V130H202ZM30 132V131H29ZM74 132V131H73ZM102 132V131H101ZM123 132V131H122ZM128 132V131H127ZM157 132H158V130H157ZM157 132H155L156 134H157ZM172 132V131H171ZM174 132V131H173ZM179 132H181V131H179ZM193 132V131H192ZM211 132V131H210ZM0 133H1V129H0ZM2 133H3V131H2ZM108 133V132H107ZM111 133V132H110ZM113 133V132H112ZM163 134V131L161 130L160 131V134ZM206 134H207V132H205ZM217 133H219V132H217ZM260 133V132H259ZM8 134V133H7ZM28 134V133H27ZM56 134V133H55ZM117 134V133H116ZM120 134V133H119ZM118 134V135H119ZM161 134V135H162ZM167 134V133H166ZM201 134V133H200ZM211 134V133H210ZM232 134V133H231ZM264 134V133H263ZM1 135V134H0ZM3 135V134H2ZM8 135H10V133L8 134ZM30 135V134H29ZM53 135V134H52ZM51 135V136H52ZM72 135V134H71ZM76 135V134H75ZM103 135V134H102ZM106 134H104L103 135V138H104V136H105ZM113 135V134H112ZM122 136H124L123 134H121ZM134 135V134H133ZM151 135V134H150ZM158 135V134H157ZM181 134H179V136H180ZM214 135V134H213ZM242 135H243V132H241L240 131V133H237L236 134V136L238 137V138H243L242 137ZM41 136V137H42ZM55 136V137H56ZM79 136V135H78ZM82 136V135H81ZM94 136H93V138H94ZM116 136V135H115ZM126 136V135H125ZM171 136V135H170ZM234 136V135H233ZM3 137V136H2ZM7 137V136H6ZM5 137V138H6ZM86 137V138H85ZM98 137V136H97ZM97 137L96 138H94V139H97ZM111 137V136H110ZM130 137V136H129ZM164 137V136H163ZM167 137V136H166ZM193 137V136H192ZM200 137V139H201V136H199ZM208 137V136H207ZM4 138V139H5ZM37 138V137H36ZM52 138V137H51ZM80 138V137H79ZM83 138H81V139H83ZM101 139H102V136L100 137ZM106 138H108V137H106ZM105 138V139H106ZM111 138H113V137H111ZM116 138V137H115ZM118 138H120V136L118 137ZM126 138H127V136H126ZM125 138V139H126ZM133 138V137H132ZM145 138V137H144ZM153 138V137H152ZM157 138V137H156ZM155 138V139H156ZM171 138V137H170ZM83 139V140H84ZM93 139V140H94ZM109 139V138H108ZM108 139H106V140H108ZM124 139V140H125ZM129 139V138H128ZM174 139V136H173V138H172V140ZM178 139V138H177ZM192 138L190 137V140H191ZM199 139V138H198ZM205 139H206V137H205ZM204 139V140H205ZM259 139V138H258ZM100 140V139H99ZM112 140V139H111ZM110 140V141H111ZM119 140V139H118ZM134 140V139H133ZM158 140V139H157ZM193 140H196V138L195 139H193ZM214 140V139H213ZM40 141V140H39ZM52 141V140H51ZM85 141V143L87 142V140H84ZM89 141V140H88ZM115 141V140H114ZM113 141V142H114ZM129 141V140H128ZM128 141H124L126 144H125V146H123V144L122 143H124V142H121V144H118V143H116V144H113L112 142H109V140H108V143H112V144H110V146H109V148L108 149H112L114 152H113V155L115 154V157L113 158V162L111 161L110 162V160H109V163L112 165V167H115L118 171H122V175H121V178L122 177H124L125 178V180H126V177H128V174H129V176H130V172H132L133 170H132V168L134 167H132V168H130V167H128V166H130L131 164H129L130 162H131V160L133 159V158H135V153L138 151L137 150V148H138V146L140 147L141 146V148L143 149V147H142V145H134V144H132V143H134L133 141H131L132 143H130L129 145H127V142ZM146 141V140H145ZM166 141H168V140H166ZM165 141V142H166ZM201 141V140H200ZM260 141H261V139H260ZM53 142V141H52ZM94 142L96 143V140H94ZM93 142V143H94ZM99 142V141H98ZM102 142H104V141H102ZM120 142V141H119ZM137 142V141H136ZM135 142V143H136ZM147 142V141H146ZM149 142V141H148ZM147 142V143H148ZM170 142H171V140H170ZM194 142V141H193ZM204 142V141H203ZM208 142H209V140H208ZM236 142H238V141H236ZM80 143V144H79ZM83 143V142H82ZM88 143H90V144H92L91 142H88ZM94 143V144H95ZM106 143V142H105ZM105 143H104V145H105ZM139 143V142H138ZM137 143V144H138ZM143 142H141V144H142ZM150 143V142H149ZM149 143H148V145H149ZM167 143V142H166ZM169 143V142H168ZM172 143V142H171ZM202 143V142H201ZM207 143V142H206ZM205 143V144H206ZM234 143V142H233ZM242 143V142H241ZM241 143H239V144H241ZM5 144V143H4ZM93 144V145H94ZM97 144V143H96ZM95 144V145H96ZM107 144V143H106ZM173 144V143H172ZM178 144V143H177ZM191 144L193 145L194 143H192L191 142ZM195 144H197L196 143V141H195ZM194 144V145H195ZM204 144V143H203ZM208 144V143H207ZM230 144V143H229ZM238 144V145H239ZM245 144V143H244ZM89 145V144H88ZM94 145V147H96ZM102 145V144H101ZM145 145V144H144ZM143 145V146H144ZM147 145V144H146ZM171 145V144H170ZM169 145V146H170ZM199 145V144H198ZM198 145H196L197 147H198ZM256 145V144H255ZM5 146V145H4ZM37 146V145H36ZM86 146H87V144H86ZM99 146V145H98ZM152 146V145H151ZM256 146H258V145H256ZM7 147V146H6ZM25 147V146H24ZM103 146H101V148H102ZM107 147V146H106ZM147 147V146H146ZM153 147H154V145H153ZM162 147V146H161ZM190 147V146H189ZM236 147V146H235ZM100 148V147H99ZM104 148H105V146H104ZM145 148V147H144ZM152 148V147H151ZM165 148H166V146H165ZM176 148V147H175ZM230 148V147H229ZM4 149H5V147H4ZM93 149V148H92ZM146 149H148V148H146ZM146 149L145 150H143V151H146ZM156 149V148H155ZM167 149V148H166ZM169 149V148H168ZM179 149H181V148H179ZM182 149H183V147H182ZM199 149V148H198ZM237 149V148H236ZM262 149H264L263 148V146H262ZM31 150V149H30ZM85 150V149H84ZM104 150V149H103ZM112 150H109L110 152H112ZM141 150V149H140ZM138 151L139 153H141V151ZM163 150V149H162ZM241 150V149H240ZM86 151V150H85ZM97 151V150H96ZM99 151H101V150H99ZM106 151V150H105ZM151 151H153L152 149H151ZM155 151V150H154ZM153 151V152H154ZM201 151V150H200ZM239 151V150H238ZM242 151V150H241ZM90 152V151H89ZM136 153L137 155H139L138 157L140 158V154L139 153ZM156 152V151H155ZM154 152V154L156 155V153ZM227 152V151H226ZM91 153V152H90ZM89 153V154H90ZM93 153H94V151H93ZM96 153V152H95ZM98 153H100V152H98ZM106 152H104V154H105ZM144 153V152H143ZM148 153V152H147ZM147 153H146V155H147ZM164 153V152H163ZM183 153V152H182ZM243 153V152H242ZM251 153V152H250ZM28 154H29V152H28ZM103 154V153H102ZM101 154V155H102ZM109 154V153H108ZM150 154V153H149ZM152 154V153H151ZM150 154V155H151ZM153 154V155H154ZM159 154H160V152H159ZM168 154V153H167ZM177 154V153H176ZM145 155V156H146ZM152 155V156H153ZM154 155V156H155ZM235 155V154H234ZM244 155V154H243ZM93 156V155H92ZM97 156V155H96ZM141 156H142V153H141ZM149 156V155H148ZM157 156H158V154H157ZM162 156V155H161ZM99 157H100V155H99ZM106 157H108V156H106ZM109 157H110V155H109ZM144 157V156H143ZM156 157V156H155ZM163 157H164V155H163ZM246 157H248V156H246ZM88 158H89V156H88ZM87 158V159H88ZM97 158V157H96ZM102 158H103V156H102ZM112 158V157H111ZM150 158H152L151 160H153V157H150ZM157 158H159V157H157ZM156 158V159H157ZM262 158H264V157H262ZM90 159V158H89ZM95 159V158H94ZM93 159V160H94ZM99 159V158H98ZM136 159H138V158H136ZM136 159H134V161L136 160ZM244 159V158H243ZM95 160H97V159H95ZM100 160V159H99ZM140 160H142V159H140ZM108 161V160H107ZM137 161V160H136ZM161 161H162V159H161ZM170 161V160H169ZM168 161V162H169ZM101 162V161H100ZM105 162V161H104ZM141 162V161H140ZM146 162V161H145ZM163 162H164V160H163ZM165 162H166V160H165ZM164 162V163H165ZM244 162V161H243ZM259 162H261V161H259ZM264 162V161H263ZM108 163V164H109ZM142 163V162H141ZM144 163V162H143ZM152 164H153V162H151ZM157 163H159V160H158V162ZM156 163V164H157ZM4 164V163H3ZM99 164H101V163H99ZM122 164H123V169H122ZM138 164V163H137ZM145 164V163H144ZM151 164V165H152ZM229 164V163H228ZM232 164V163H231ZM105 165V164H104ZM106 165H107V163H106ZM128 165V166H127ZM134 165V164H133ZM148 165H150V164H148ZM233 165H234V167H238V166H243V165H245V164H242V162H239V161H237V162H233ZM102 166V165H101ZM136 166V165H135ZM139 166V165H138ZM140 166H141V164H140ZM153 166V165H152ZM164 166H166V165H164ZM214 166V165H213ZM229 166H230V164H229ZM109 167V166H108ZM111 167V166H110ZM142 167V166H141ZM244 167V166H243ZM263 167V166H262ZM96 168V167H95ZM106 168V167H105ZM114 168V169H115ZM150 168H151V166H150ZM162 168V167H161ZM222 168V167H221ZM115 169V170H116ZM138 169V168H137ZM136 169V171H138V170H140V169H138L137 170ZM159 169V168H158ZM212 169H213V167H212ZM218 169H219V167H218ZM225 169V168H224ZM242 168H240V170H241ZM27 170V169H26ZM102 170V169H101ZM100 170V171H101ZM107 170V169H106ZM132 170V171H131ZM143 170H144V168H143ZM157 170V169H156ZM217 170V169H216ZM226 170V169H225ZM236 170V169H235ZM246 170V169H245ZM244 170V171H245ZM23 171H25L24 169L22 170V173H23ZM34 171V172H33ZM99 171V170H98ZM97 171V174L99 173ZM111 171V170H110ZM134 171H135V169H134ZM135 171V173L134 174H137V172ZM251 171V170H250ZM113 172V171H112ZM139 173L140 172H142V171H138ZM220 172V171H219ZM243 172V171H242ZM25 173V172H24ZM103 173V172H102ZM108 173V172H107ZM120 173V172H119ZM133 173V172H132ZM139 173H138V175H139ZM144 173V172H143ZM237 173V172H236ZM19 174V173H18ZM110 174V173H109ZM115 174H117V172L115 173ZM121 174V173H120ZM120 174H118V175H120ZM125 174V175H124ZM141 174V173H140ZM244 174V173H243ZM17 175V174H16ZM22 174H20V176H21ZM24 175V174H23ZM98 175H100V174H98ZM105 175H107V174H105ZM112 175V174H111ZM127 175V176H126ZM143 175V174H142ZM229 175V174H228ZM231 175V174H230ZM248 175V174H247ZM15 176V175H14ZM100 176V177H101ZM126 176V177H125ZM135 176V175H134ZM63 177V176H62ZM107 177V176H106ZM113 177H115V176H113ZM119 177V176H118ZM136 177V176H135ZM142 177V176H141ZM140 177V178H141ZM18 178V177H17ZM64 178V179H63ZM62 178V180H65V177H63ZM129 178H131V177H129ZM138 178V177H137ZM160 178V177H159ZM228 178H229V176H228ZM236 178H237V175H236ZM15 179V178H14ZM76 179L78 180L79 179V181L78 182H81V183H83V188H81L80 190L78 189V190H73V187H71L72 186V182L73 181H76ZM106 179V178H105ZM114 178H112L111 180H113ZM133 179V178H132ZM144 179V178H143ZM158 179V178H157ZM1 180V179H0ZM62 180H60V182L62 181ZM120 180V179H119ZM128 180V179H127ZM134 180L136 181V179L134 178ZM141 180V179H140ZM139 180V181H140ZM148 180V179H147ZM241 180V179H240ZM254 180V179H253ZM17 181H18V179H17ZM22 181V182H23ZM114 181V180H113ZM115 181H117V179H115ZM114 181V182H115ZM133 181V180H132ZM160 181V180H159ZM11 182V181H10ZM19 182V181H18ZM107 182V183H106ZM119 181H117V183H118ZM125 182H127V181H125ZM124 182V183H125ZM131 182V181H130ZM129 182V183H130ZM243 182V181H242ZM1 183V182H0ZM11 183H13V182H11ZM39 183H40V185L41 186H38L39 188H41L42 187V192H39L40 190H38V193H35V194H33L32 196H31V194H30V192L32 191L33 192V190L37 187V184L39 185ZM62 183V182H61ZM64 183H65V181H64ZM116 183V184H117ZM120 183V182H119ZM123 183V182H122ZM135 183V182H134ZM137 183V182H136ZM152 183V182H151ZM154 183V182H153ZM3 184V183H2ZM14 184V183H13ZM13 184H7L8 185V195L12 192V190H14L15 188L13 187L14 185ZM17 184V183H16ZM19 184H20V182H19ZM138 184V183H137ZM240 184V183H239ZM238 183L236 184V185H239ZM242 184V183H241ZM7 185H6V187H7ZM18 185V184H17ZM61 185V184H60ZM77 185V184H76ZM75 185V186H76ZM112 185V184H111ZM124 185H127V184H124ZM130 185V184H129ZM132 185V184H131ZM130 185V186H131ZM52 186V187H51ZM57 186V185H56ZM62 186V185H61ZM115 186H117V185H115ZM250 186V185H249ZM16 187V186H15ZM55 187V186H54ZM59 187V186H58ZM113 187V188H112ZM119 187V186H118ZM121 187V186H120ZM128 187V186H127ZM126 187V188H127ZM1 188V187H0ZM57 188V187H56ZM55 188V189H56ZM79 188V187H78ZM131 188V187H130ZM171 188V187H170ZM176 188V187H175ZM240 188V187H239ZM3 189V188H2ZM1 189V190H2ZM18 189V188H17ZM24 189V188H23ZM60 189H62V187L60 188ZM129 189V188H128ZM236 189H238V188H236ZM256 189V188H255ZM59 190V189H58ZM63 190V189H62ZM173 190V189H172ZM252 190V189H251ZM18 191V190H17ZM53 191H54V188H53ZM114 191H116L115 189H114ZM137 191V190H136ZM236 191V190H235ZM238 191H240V192H238L239 194L241 193V195H242V199H243V210L245 211L244 212V214L245 213H252V210H254V208H255V205H256V203H257V200H256V197L257 196H255V193L254 192H252V191H250L248 188H247V186L246 187H241L240 188V190H238ZM263 191V190H262ZM19 192V191H18ZM20 192H22V191H20ZM63 192V193H64ZM126 192V191H125ZM169 192V191H168ZM167 192V193H168ZM172 193H171V195L172 196H178L177 194L178 193H176L175 191H171ZM13 193V192H12ZM114 193H118V191L117 192H114ZM120 193V192H119ZM176 193V195H174ZM181 193V192H180ZM179 193V194H180ZM258 193V192H257ZM256 193V194H257ZM3 194V193H2ZM6 194V193H5ZM14 194H15V192H14ZM18 193H16V195H17ZM56 194V193H55ZM54 194V195H55ZM160 194V193H159ZM159 194H157V195H159ZM164 194H165V192H164ZM169 194V193H168ZM235 194H236V192H235ZM261 194V193H260ZM19 195V194H18ZM111 195H113V196H111ZM117 195V194H116ZM126 195V194H125ZM139 195V194H138ZM154 195V194H153ZM161 195H163V194H161ZM166 195V194H165ZM182 195V194H181ZM186 194H184V196H185ZM238 195V194H237ZM240 195V196H241ZM9 196H11V195H9ZM21 196V195H20ZM56 196V195H55ZM119 196H121V197H123L122 195H119ZM137 196V195H136ZM170 196V195H169ZM239 196V195H238ZM238 196H236L235 195V197H238ZM116 197V196H115ZM134 197V196H133ZM144 197V196H143ZM168 197V196H167ZM263 197V196H262ZM52 198H55V197H52ZM110 198V199H109ZM124 198V197H123ZM125 198H128L127 197V195L125 196ZM131 198H132V196H131ZM150 198H152V197H150ZM160 198V197H159ZM162 198V197H161ZM165 198V197H164ZM160 199L161 201H163V203L165 202V199ZM169 199H171V201H173L174 203L176 202V200L175 199H179V197L177 198V197H174L175 199V201L174 200H172L173 199V197L171 198V197H168ZM168 198H167V200H168ZM185 198H187V197H185ZM240 198V199H241ZM3 199H5V198H3ZM11 199V198H10ZM13 199V198H12ZM17 199V198H16ZM116 199H118V198H116ZM121 199V198H120ZM153 199V198H152ZM156 199V198H155ZM182 199H184V198H182V196H181V199L180 200H178L176 203L177 204H180V203H183L182 201ZM258 199V198H257ZM6 200V199H5ZM53 200V199H52ZM51 200V201H52ZM125 200V199H124ZM123 200V202H121L122 201V199H121V201H119V199H118V201L119 202H121L122 204H124V202H127V201H124ZM137 200V199H136ZM140 200V199H139ZM141 200H143V199H141ZM182 200V201H181ZM10 201V200H9ZM8 201V202H9ZM13 201V200H12ZM12 201H10V202H12ZM14 201H15V199H14ZM54 201V200H53ZM55 201H56V199H55ZM54 201V202H55ZM112 201V200H111ZM130 201V200H129ZM151 201V200H150ZM149 201V202H150ZM157 201V200H156ZM159 201V200H158ZM158 201H157V203H158ZM171 201H167L168 203H170ZM181 201V202H180ZM186 201H187V199H186ZM235 201V200H234ZM259 201V200H258ZM3 202V201H2ZM16 202V203H17ZM58 202H56V204L58 203ZM142 202V201H141ZM148 202V203H149ZM172 202V203H173ZM15 203V202H14ZM51 203V202H50ZM114 203V202H113ZM112 203V204H113ZM121 203H117L118 204V206L121 204ZM144 203H146V201L144 202ZM174 203L172 204V205H174ZM176 203H175V205H176ZM5 204V203H4ZM13 204V202L11 203V205ZM34 204H39L40 206H41V212L43 213H41L42 215H40L38 212V214L40 215L38 218H37V216L36 217H34L33 215H30L31 214V212H28L25 208L27 207V206H35ZM51 204H53V203H51ZM50 204V205H51ZM56 204H53V205H56ZM121 204V206H123ZM126 204H128V202L126 203ZM125 204V206H127ZM133 204V203H132ZM135 204V203H134ZM133 204V205H134ZM159 204H160V202H159ZM171 204V203H170ZM188 204V203H187ZM186 203H185V205H187ZM259 204V203H258ZM7 205V204H6ZM116 205V204H115ZM115 205H114V210L116 209L117 210V208L119 209V210H121V209H123V208H125V206L123 207V208H121L120 206L118 207H116L115 208ZM131 205V204H130ZM136 205H137V203H136ZM142 205V204H141ZM146 205V204H145ZM153 206L152 207H154V213H157V214H161L160 213V211H161V208H160V206H158L155 202L152 204ZM174 205V206H175ZM183 205V204H182ZM260 205V204H259ZM4 206V205H3ZM13 206V205H12ZM109 206V205H108ZM132 206V205H131ZM149 206H151V205H149ZM162 206H163V204H162ZM168 206V205H167ZM181 206V205H180ZM188 206V205H187ZM236 206V205H235ZM50 207H52V206H50ZM60 207V208H61ZM111 207V206H110ZM128 207V206H127ZM127 207L125 208V209H127ZM146 207V206H145ZM165 207V206H164ZM170 206H168V208H169ZM176 207V206H175ZM179 207V206H178ZM31 209H32V207H30ZM30 208H29V210H30ZM132 208V207H131ZM172 208H174V207H172ZM11 209V208H10ZM35 209H36V207H35ZM40 209V208H39ZM69 209H71V208H69ZM68 209V210H69ZM105 209V210H104ZM178 209H180V208H178ZM177 209V210H178ZM51 210V209H50ZM53 210V209H52ZM63 210V211H64ZM75 210V211H76ZM115 210V211H116ZM128 210V209H127ZM126 210V212H129V210L127 211ZM32 211V210H31ZM62 211V212H63ZM81 211V212H82ZM124 211V214L126 215H129L128 213H125V210H123ZM131 212H132V209L130 210ZM242 211V210H241ZM260 211V210H259ZM262 211V210H261ZM35 212V211H34ZM51 212V211H50ZM65 212V211H64ZM63 212V213H64ZM110 212V211H109ZM113 212V211H112ZM118 211H116V213H117ZM121 212H122V210H121ZM134 212V211H133ZM136 212V211H135ZM140 212V211H139ZM138 212V213H139ZM174 212V211H173ZM257 212V211H256ZM9 213V214H8ZM52 213V212H51ZM115 213V212H114ZM113 213V214H114ZM123 213V212H122ZM122 213H118V214H120V216H119V218H124L125 217V215L123 216V215H121ZM144 213V212H143ZM258 213V212H257ZM32 214H34V213H32ZM65 214V213H64ZM134 214V213H133ZM132 213H130V216L131 215H133ZM156 214V216H152V217H155L156 218V220H157V218H159V215H157ZM243 214V213H242ZM71 215V214H70ZM110 215V214H109ZM115 215V214H114ZM114 215H113V217H114ZM140 215V214H139ZM261 215V214H260ZM1 216V215H0ZM2 216H3V214H2ZM51 216V215H50ZM57 216V215H56ZM142 216V215H141ZM158 216V217H157ZM21 217H24V219L22 218V220H21ZM112 217V218H113ZM117 217V216H116ZM134 217V216H133ZM1 218V217H0ZM51 218V217H50ZM57 219H58V217H56ZM59 218H60V215H59ZM70 218V217H69ZM119 218H117V219H119ZM122 218V219H123ZM126 218H128V216H126ZM138 218V217H137ZM140 218V217H139ZM142 218V217H141ZM262 218V217H261ZM61 219H62V216H61ZM86 219H87V217H86ZM95 219V220H96ZM115 219V218H114ZM116 219V220H117ZM131 219V218H130ZM129 219V220H130ZM144 219V218H143ZM24 220H25V222L27 223V224H25L26 226H24V224H23V227H25V230L21 227V221H23L24 222ZM56 220V219H55ZM64 220V219H63ZM92 220H94V219H92ZM121 220V219H120ZM126 220V219H125ZM125 220H123V221H125ZM133 220V219H132ZM146 220V219H145ZM155 220V219H154ZM57 221V220H56ZM60 221V220H59ZM59 221H57L58 223H59ZM74 221H77V220H75L74 219ZM85 221H87V220H85ZM131 221V220H130ZM129 221V222H130ZM135 221V220H134ZM133 221V222H134ZM140 221V220H139ZM144 221V220H143ZM24 222V223H25ZM64 222H65V220H64ZM92 222V221H91ZM127 222V221H126ZM132 222V221H131ZM130 222V223H131ZM138 222V221H137ZM167 222V221H166ZM72 223H74V222H72ZM79 223V222H78ZM95 223H96V221H95ZM94 223V224H95ZM124 223V222H123ZM155 223V222H154ZM158 223V222H157ZM2 224V223H1ZM61 224H62V220H61ZM64 224V223H63ZM65 224H66V222H65ZM85 224V223H84ZM87 224V223H86ZM92 224V223H91ZM145 224H146V222H145ZM159 224V223H158ZM9 225V224H8ZM53 225V224H52ZM75 225V224H74ZM89 225V224H88ZM117 225V224H116ZM128 225H130V226H133V225H135V226H137L136 225V223L134 224L133 223V225H131V224H129L128 223ZM144 225V224H143ZM143 225H142V227H143ZM154 225H156V223L154 224ZM161 225V224H160ZM159 225V226H160ZM3 226H4V224H3ZM59 226H60V223H59ZM58 226V227H59ZM67 226H68V224H67ZM66 226V228H64L63 227V225H62V227H63V229H67L68 228V230H70L71 231V229H69V227H67ZM93 226V225H92ZM118 226V225H117ZM116 226V227H117ZM84 227H85V225H84ZM87 227V226H86ZM119 227H121V226H119ZM158 227V226H157ZM3 228L4 227H2L1 225H0V237H1V239H2V243H0L1 244V248H0V250H6V252H7V250L9 249V247L11 248V245H13V244H11V245H6L5 243L7 242L8 243V241H6L5 242V238H6V236H5V231H6V229H4V232L2 231L3 230ZM5 228H7V225H6V227ZM55 228V227H54ZM53 228V229H54ZM79 228V227H78ZM77 228V229H78ZM154 228V227H153ZM159 228V227H158ZM52 229V230H53ZM57 229V228H56ZM60 229V228H59ZM62 229V228H61ZM76 229V228H75ZM74 229V230H75ZM83 229V228H82ZM82 229H81V231H82ZM92 229V230H91ZM155 229V228H154ZM172 229V228H171ZM262 229V228H261ZM8 231H9V229H7ZM85 230V229H84ZM120 230V229H119ZM135 230V229H134ZM148 230V229H147ZM169 230V229H168ZM232 230V229H231ZM243 230V229H242ZM10 231H12V229L10 230ZM16 231V230H15ZM136 231H138V230H136ZM140 231V230H139ZM161 231V230H160ZM26 232V233H27ZM66 232L67 231H65V232H63V230H61V231H58L57 233H55L54 235H55V237H56V244L57 245H55L56 247H54V246H51V250H50V245L51 244H49V245H44L43 246V248H45V250H46V252H43L42 254L40 253V252H38V253H40L41 255H43L44 253H47L49 250H50V252H52L53 254H48L47 253V255H50V257H51V259L55 262V263H58V262H61V259H62V255L63 254H61V253H63V250L65 249V246H64V238L67 236L66 235ZM78 232V231H77ZM123 232V231H122ZM132 232H134V231H132ZM235 232V231H234ZM10 233V232H9ZM16 233V232H15ZM17 233H18V231H17ZM29 233V232H28ZM33 233V232H32ZM36 233H37V231H36ZM35 233V234H36ZM52 233H54V231L52 232ZM52 233H50V235L52 234ZM71 233H73V230H72V232ZM86 233H88V231L86 232ZM141 233V232H140ZM247 233V232H246ZM245 233V234H246ZM19 234H20V231H19ZM25 234V233H24ZM34 234V233H33ZM68 234V233H67ZM82 234V233H81ZM91 234H90V238H91ZM120 234H122V235H120ZM129 234V235H130ZM7 235V234H6ZM16 235V234H15ZM23 235V234H22ZM39 235V236H40ZM70 235L71 234H69V237H70ZM231 235H234L233 234V232H232V234ZM242 235H243V233H242ZM241 235V236H242ZM247 235V234H246ZM249 236H246V237H243V239L244 238H250V239H252L253 237H254V234L253 233H249L248 234ZM8 236H9V234H8ZM17 237H18V234L16 235ZM28 236V235H27ZM33 236V235H32ZM37 236V235H36ZM49 236V235H48ZM47 236V237H48ZM80 236V235H79ZM88 236H87V239H88ZM154 236V235H153ZM245 236V235H244ZM10 237V236H9ZM9 237H8V239H9ZM30 237V236H29ZM74 237V236H73ZM77 237V236H76ZM82 237H83V235H82ZM144 237V236H143ZM232 236H230V239L232 240V238H231ZM15 238V237H14ZM25 238V237H24ZM23 238V239H24ZM235 238H236V234H235ZM241 238V237H240ZM7 239V240H8ZM20 239V238H19ZM33 239V238H32ZM39 239V238H38ZM44 239H45V237H44ZM47 239V238H46ZM53 239H54V236H53ZM76 239V238H75ZM83 239H85V236H84V238ZM147 239V238H146ZM145 239V240H146ZM242 239V238H241ZM264 239V238H263ZM10 240V239H9ZM13 240V239H12ZM15 240V239H14ZM18 240V239H17ZM77 240L79 241V239L77 238ZM77 240H76V242H77ZM148 240V239H147ZM173 240V239H172ZM235 239H233L230 243H232L233 241H234ZM39 241H40V239H39ZM45 241V240H44ZM47 241V240H46ZM51 241L53 242V240L51 239ZM69 241V240H68ZM81 241V240H80ZM81 241V242H82ZM256 241V240H255ZM29 242V241H28ZM50 242V241H49ZM51 242V243H52ZM55 242V241H54ZM235 242V241H234ZM232 243V244H234L233 245V247L236 245L235 243ZM241 242V241H240ZM249 242V241H248ZM10 243V242H9ZM8 243V244H9ZM15 243V242H14ZM18 243V242H17ZM17 243H16V245H17ZM20 243V242H19ZM38 243V242H37ZM66 243V242H65ZM72 243V242H71ZM75 243V242H74ZM242 243V242H241ZM241 243L239 244V240H238V244L237 245H241ZM257 243V242H256ZM22 244V243H21ZM28 244V243H27ZM33 244V243H32ZM45 244V243H44ZM47 244V243H46ZM73 244V243H72ZM81 244V245H82ZM36 245V244H35ZM35 245H33V246H35ZM52 245H54V243L52 244ZM70 245V244H69ZM80 245V244H79ZM80 245V246H81ZM150 245V244H149ZM187 245V244H186ZM231 245V244H230ZM236 245V246H237ZM243 245V244H242ZM248 245V244H247ZM18 246V245H17ZM16 246V247H17ZM26 246H28V245H26ZM148 246V245H147ZM14 247V246H13ZM23 247V246H22ZM21 247V248H22ZM36 247H38L37 245H36ZM40 247V246H39ZM38 247V248H39ZM53 247V248H52ZM224 247H225V245H224ZM227 247V246H226ZM225 247V248H226ZM239 247V246H238ZM245 247V246H244ZM19 248V247H18ZM27 248V247H26ZM34 248V247H33ZM137 250H136V249ZM231 248V247H230ZM229 248V244H228V249H230ZM240 248V247H239ZM22 249H24V248H22ZM37 249V248H36ZM40 249V248H39ZM223 249V248H222ZM243 249V248H242ZM245 249V248H244ZM10 250V249H9ZM15 250V249H14ZM35 250V249H34ZM73 250H75V249H73ZM16 251H17V249H16ZM28 251V250H27ZM30 251H32L31 249H30ZM36 251V250H35ZM66 251V250H65ZM80 251H78V252H80ZM233 251V250H232ZM4 252V251H3ZM2 251H1V253L2 254H6V252H4L3 253ZM21 252V251H20ZM170 252V251H169ZM242 252H244V250L242 251ZM10 254H11V252H9ZM16 253H18V252H16ZM35 253V252H34ZM67 253V252H66ZM229 253H230V251H229ZM23 254V253H22ZM22 254H21V256H22ZM29 254V253H28ZM65 254V253H64ZM78 254V253H77ZM82 254V253H81ZM121 254V255H122ZM143 254V253H142ZM1 255V254H0ZM82 255V256H83ZM88 255H87V257H88ZM216 255H217V253H216ZM243 255H245V257L243 258L244 260H243V262H238V261H236V263L238 262L239 264H264V242L262 243V244H259V245H249V247L247 246V248H246V252H245V254H243ZM13 256V255H12ZM118 256V255H117ZM125 256H127V255H125ZM130 256H128V257H130ZM135 256V255H134ZM133 256V257H134ZM176 256V255H175ZM231 256V255H230ZM233 256V255H232ZM9 257V256H8ZM18 257H20V255L18 256ZM29 257V256H28ZM38 257H40L39 255H38ZM49 257V258H50ZM120 257V256H119ZM151 257V256H150ZM217 257V256H216ZM218 257H220V256H218ZM222 257V256H221ZM22 258V257H21ZM24 258V257H23ZM107 258V257H106ZM113 258V257H112ZM111 258V259H112ZM136 259H137V257H135ZM186 258V257H185ZM198 258V257H197ZM9 259V258H8ZM17 259V258H16ZM35 259V258H34ZM36 259H37V256H36ZM45 259V258H44ZM48 258H46L45 259V261L47 260ZM102 259V258H101ZM107 259V260H108ZM116 259V258H115ZM179 259V258H178ZM182 259V258H181ZM218 259V258H217ZM217 259L215 258V261L216 262H212L213 264H219V262H221V261H217ZM221 259V258H220ZM227 259V258H226ZM232 259V258H231ZM10 260H11V258H10ZM15 260V259H14ZM23 260H25V259H23ZM37 260H39V259H37ZM43 260V259H42ZM41 259H40V261H42ZM138 260V259H137ZM162 260V259H161ZM192 260V259H191ZM8 261V260H7ZM29 261H30V259H29ZM35 261V260H34ZM44 261V260H43ZM43 261H42V263H43ZM44 261V262H45ZM48 261V260H47ZM46 261V262H47ZM52 261V262H53ZM177 261V260H176ZM213 261V260H212ZM223 261H225V260H223ZM5 262V261H4ZM36 262V261H35ZM52 262H50V263H52ZM170 262H172V261H170ZM185 262V261H184ZM229 262V261H228ZM234 262V261H233ZM10 263V262H9ZM8 263V264H9ZM16 263V262H15ZM33 263V262H32ZM40 263V262H39ZM48 263H49V261H48ZM78 263H80V262H78ZM77 263V264H78ZM201 263V262H200ZM204 263V262H203ZM11 264H12V262H11ZM41 264V263H40ZM44 264V263H43ZM61 264V263H60ZM65 264V263H64ZM167 264V263H166ZM176 264V263H175ZM178 264V263H177ZM220 264H222V262L220 263ZM224 264H225V262H224ZM226 264H229V263H227L226 262ZM230 264H234V263H230Z\"/></svg>",
  "mask_w": 264,
  "mask_h": 264
}]
</instances>
